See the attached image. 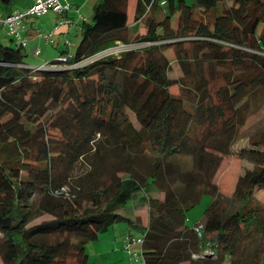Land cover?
<instances>
[{
    "label": "trees",
    "instance_id": "trees-1",
    "mask_svg": "<svg viewBox=\"0 0 264 264\" xmlns=\"http://www.w3.org/2000/svg\"><path fill=\"white\" fill-rule=\"evenodd\" d=\"M130 5L98 0L75 51L40 70L28 45L0 43L1 264H89L119 223L141 231L128 242L143 264H262L264 131L236 145L264 99V0ZM119 45L133 47L99 56ZM230 155L252 169L226 195L215 178ZM138 193L147 225L124 214Z\"/></svg>",
    "mask_w": 264,
    "mask_h": 264
},
{
    "label": "rangeland",
    "instance_id": "rangeland-1",
    "mask_svg": "<svg viewBox=\"0 0 264 264\" xmlns=\"http://www.w3.org/2000/svg\"><path fill=\"white\" fill-rule=\"evenodd\" d=\"M133 0H130L131 3ZM195 0H186V2L191 5L194 3ZM30 2V3H29ZM29 3L27 8L31 5V0H17L14 3L13 8H20L18 11H23L26 9L24 6L25 4ZM0 11L4 15L5 14V8L2 6V1L0 0ZM57 15V14H56ZM54 17V12H50L47 14V16H40V17H31L29 19L35 18L36 28L40 30L46 29L48 26L50 27L52 25V21ZM26 21V20H24ZM61 20H59L60 22ZM33 36H30L29 43L26 48H24L25 53L27 54L26 62L31 66H39L42 64V66L47 65L48 63L52 62L53 60L57 59L59 55L61 54V50H63L66 45L62 41L59 44V47H55L53 44H48L45 42H42L40 45H38V41L35 42V40H32ZM67 39L71 42V48L73 51L77 48L81 41V31L77 30L74 25H72L70 33L67 36ZM0 43L5 46H12L14 48L19 47L20 42L17 39H13L9 35V29L7 26H1L0 25ZM47 46L52 49L51 55H47L48 53L46 48ZM41 49V51L44 53L41 56H33L34 50ZM122 49V48H121ZM119 50L118 47L115 49V51ZM111 51V49H110ZM108 53V52H107ZM168 57L173 62L174 66V73L172 76L181 75V71L178 67V64L176 62V58L174 56V53L169 50L167 52ZM174 93L178 94V89L173 90ZM132 119H134V116L131 115ZM135 120V119H134ZM264 131V99L260 100L252 109L250 119L246 125V127L243 129V132L240 136L239 142L236 145V149L243 145H248L251 143L252 139L256 136L258 131ZM252 169V165L243 159L239 158L236 155H230V156H223L221 165L218 169L215 182L219 185L222 193L226 195H230L233 193V190L235 188V184L237 182V179L239 176H241L246 170ZM258 198L264 202V192L258 191L256 193ZM142 194L138 193L132 201H130L127 205V207L124 210V214L127 216L133 218L134 214L141 213V205L144 203L141 200ZM213 202V197L209 194H206L203 197V200L199 205H197L195 208H193L191 211L188 212L187 215V224L191 227H194L196 224L200 223L205 216L206 209L211 205ZM144 208L146 209V203L143 204ZM143 208V209H144ZM144 218V217H143ZM49 217H45L42 220H48ZM39 220V221H42ZM128 234H132L134 237H140L142 236L141 231H139L136 228L130 227L127 223H119L114 225L108 232L103 233L100 235L99 239L93 242H90L87 246V250L89 253V264H143V261L135 260V256L139 255L141 253L142 247L141 244L136 242L133 246V249H122L119 250V248L115 249V242L122 243L125 240V237ZM2 237V234L0 233V238ZM128 240V237L126 238V242ZM114 245V246H113ZM117 245V244H116ZM126 252V253H125ZM133 256H132V255ZM1 264V260H0ZM188 264V263H187ZM264 264V260L262 262Z\"/></svg>",
    "mask_w": 264,
    "mask_h": 264
},
{
    "label": "crops",
    "instance_id": "crops-1",
    "mask_svg": "<svg viewBox=\"0 0 264 264\" xmlns=\"http://www.w3.org/2000/svg\"><path fill=\"white\" fill-rule=\"evenodd\" d=\"M134 1L135 0H133L132 1L133 3H131V5H130L131 9H133ZM29 3L25 4L24 7L27 8ZM97 4H98V0H65L64 1V6L67 8L66 12L63 15H58V14L56 15V13H54V17H53L54 21H52V25L50 27L45 26L47 28L46 29L44 28V30L42 31L40 29H37L36 26H35L36 23H35L34 20H35L36 17L34 19H26V21L23 22L22 36L23 37H27V38H30V36H33L32 40H35V42L38 41V45H40L42 42L44 43L45 39L40 37L39 34L46 35V34L50 33L51 31H53L54 28L58 26L59 20H61V21L67 20V21H70L71 23L68 26H61L59 28L57 34L55 35V47H57V46L59 47V44L62 41L65 43V45H66V42H69L70 46H71L72 44L67 39V36L70 33L72 25H74L77 30L81 31L82 24L85 21L89 22L92 19V16L94 14L95 8L97 7ZM16 10H20V8H16V9L14 8V11H16ZM46 50H47L46 53H48L47 55H51L50 52H52V49H50L49 46H47ZM42 54H44V53L41 51V55ZM33 56H34V54H33ZM39 66H42V64L39 65ZM141 200H142V202H144L142 197H141ZM143 204L141 205V213H138L137 215L134 214L133 218H131V219L139 221V222H141L144 225H147L149 223V216H150L149 215V207L146 204V206H145L146 209H145L143 207L144 206ZM131 235L132 234H128L125 237V240H124L123 244L115 242V246L113 245L115 247V249L119 248V250H122V249L126 250V246H127L126 245V238L130 237ZM134 245L135 244H131L129 249L130 250H131V248L133 249ZM135 260L138 261L137 259H135ZM184 264H187V263H184Z\"/></svg>",
    "mask_w": 264,
    "mask_h": 264
},
{
    "label": "built area",
    "instance_id": "built-area-1",
    "mask_svg": "<svg viewBox=\"0 0 264 264\" xmlns=\"http://www.w3.org/2000/svg\"><path fill=\"white\" fill-rule=\"evenodd\" d=\"M31 1H32V4L23 11L16 10L11 14H6V15L5 14L3 15L0 11V25L7 26L9 29V35L12 38L17 39L23 47H26L29 43L28 41L29 38L22 36V31H23L22 28H23L24 20L29 19L31 17L45 16L49 14L50 12H54L58 15H62L67 10V8L64 6L65 0H31ZM70 23H71L70 21L63 20L59 22L58 26L55 27L53 31H51L50 33L46 35L39 34V36L44 38L48 44H55V35L57 34L59 28L61 26H68ZM66 44L70 46L69 42H66ZM117 47L119 50L115 51ZM117 47L112 48L111 51L107 50L101 53L99 56L119 54L120 52L130 49L133 46H130V45L120 46L119 45ZM34 53L36 56H39L41 54V50L36 49ZM47 66L48 65L38 66V67L34 66V67L36 68V70H40ZM203 230H204L203 225H199L197 227V231L200 237L202 236ZM133 242L134 243L138 242L141 244V240L139 239L134 240ZM126 244H127L126 249H129L130 243L128 242V240ZM135 258L139 260L140 255H136Z\"/></svg>",
    "mask_w": 264,
    "mask_h": 264
}]
</instances>
